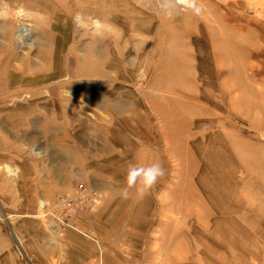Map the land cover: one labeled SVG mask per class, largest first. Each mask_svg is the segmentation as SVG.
Instances as JSON below:
<instances>
[{
	"label": "rangeland",
	"instance_id": "rangeland-1",
	"mask_svg": "<svg viewBox=\"0 0 264 264\" xmlns=\"http://www.w3.org/2000/svg\"><path fill=\"white\" fill-rule=\"evenodd\" d=\"M196 3L0 0V264H264V0Z\"/></svg>",
	"mask_w": 264,
	"mask_h": 264
},
{
	"label": "clouds",
	"instance_id": "clouds-1",
	"mask_svg": "<svg viewBox=\"0 0 264 264\" xmlns=\"http://www.w3.org/2000/svg\"><path fill=\"white\" fill-rule=\"evenodd\" d=\"M189 2L194 9L197 8L196 0H189ZM169 3H174V0H169ZM164 174L165 170L159 162H154L148 166L131 164L126 176L127 187L122 191L127 193L128 189L135 187L139 193H146Z\"/></svg>",
	"mask_w": 264,
	"mask_h": 264
},
{
	"label": "bare ground",
	"instance_id": "bare-ground-1",
	"mask_svg": "<svg viewBox=\"0 0 264 264\" xmlns=\"http://www.w3.org/2000/svg\"><path fill=\"white\" fill-rule=\"evenodd\" d=\"M186 1V0H185Z\"/></svg>",
	"mask_w": 264,
	"mask_h": 264
}]
</instances>
